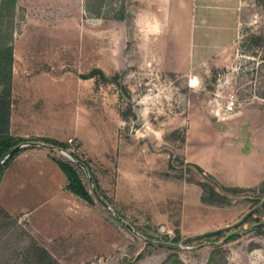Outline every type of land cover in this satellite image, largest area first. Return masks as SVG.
I'll list each match as a JSON object with an SVG mask.
<instances>
[{"label": "rangeland", "instance_id": "obj_1", "mask_svg": "<svg viewBox=\"0 0 264 264\" xmlns=\"http://www.w3.org/2000/svg\"><path fill=\"white\" fill-rule=\"evenodd\" d=\"M171 1L0 4V42L13 47L16 76L25 70L66 77L74 101L68 115L77 126L89 124L85 145L72 138L67 150L40 142L23 143L21 149H48L55 159L69 158L63 151L76 153L106 195V205H90L72 193L61 198L67 186L32 188L12 181L10 172L4 201L35 206L46 200L28 217L0 206V264H33L35 244L60 264H264V184L230 190L227 198L211 196L209 187L199 185L201 173L179 154L188 129L209 125L228 95H236L239 110L264 97V0H242L235 43L208 64L194 65L193 77L170 72L146 50V39H158L162 31L184 39L190 30L189 2L179 0L172 12ZM94 69L103 74L83 78ZM200 75L205 81L199 86ZM148 138L171 151L170 170L161 175L171 181H158L144 165L115 171L119 140L129 158L143 154L140 146ZM14 153L0 165V178L19 154ZM48 172L56 183L58 176ZM203 195L226 203H203ZM257 197L261 202L252 206Z\"/></svg>", "mask_w": 264, "mask_h": 264}, {"label": "crops", "instance_id": "obj_2", "mask_svg": "<svg viewBox=\"0 0 264 264\" xmlns=\"http://www.w3.org/2000/svg\"><path fill=\"white\" fill-rule=\"evenodd\" d=\"M178 1H171L172 12ZM185 1L189 2L186 10L190 16L185 24L190 30L185 33L184 39L167 37L162 31L158 39H146L144 43L147 53H151L167 70L172 73L190 72L193 77L194 65L208 64L211 59L222 55L233 46L239 35L241 21L238 11L243 2ZM222 57H218L219 61ZM20 72L22 77H17L13 69L11 135L23 138L49 137L64 143L75 138L85 145L88 140L84 131L89 129V124L82 126L79 123L77 126L66 109L74 104L73 99L68 96L73 91V83L68 86L67 78H61L60 74L54 72L39 71L31 75L24 74L25 70ZM202 76L198 79L199 86L205 81ZM69 80L72 82L73 77ZM212 119L205 127L199 128L197 123L188 129L184 146L179 150L184 161L199 165L204 173L212 175L226 186L251 189L264 184V97L253 99L247 107L241 110L238 107L233 113L216 111ZM118 144L120 148L115 171L117 169L121 173L125 166L132 168L144 165L155 179L158 177V181H171L170 178L161 176L170 170L172 154L167 148L156 147L155 142L148 138L140 146L143 154L128 158L123 155L121 139ZM49 153L48 149H22L12 164H9L0 181V206L7 212L22 213L28 217L37 209L36 205L46 200L39 199L35 206L26 203L16 206L13 202L4 201L1 194L10 172L12 181L15 179L20 180V183L32 184V188H38L40 183L43 187L54 184L55 187L63 189L67 186L66 175L64 172L63 175L60 173L57 169L59 165ZM86 157L96 158L88 154ZM49 170L53 172L52 175L58 176L56 183L50 179ZM192 185L193 188L198 186L196 183ZM68 191L67 188L62 191L61 196L66 197L61 198L70 196L71 192Z\"/></svg>", "mask_w": 264, "mask_h": 264}, {"label": "trees", "instance_id": "obj_3", "mask_svg": "<svg viewBox=\"0 0 264 264\" xmlns=\"http://www.w3.org/2000/svg\"><path fill=\"white\" fill-rule=\"evenodd\" d=\"M6 3V0H0V4ZM124 15L120 17L123 19ZM13 61L14 51L10 43L0 42V164L6 165L9 163L7 159L4 162L3 159L11 152V150L20 144L40 142L50 146L59 147L67 150V145L64 142L53 138H23L15 137L10 133V117L12 106V91H13ZM97 73L103 74L99 69H94L89 74L84 75L83 78L94 77ZM104 76V75H103ZM22 149L17 150L15 154H18ZM76 161L70 158L55 159L61 170L67 177V190H69L74 196L79 197L86 203L93 205L96 201L104 204L106 195L104 194L96 175L90 169L88 163L81 159L76 153L70 152ZM13 155V156H14ZM12 156V157H13ZM189 166L195 167L202 175V181L199 185L203 190L210 188L209 194L215 196L220 194L225 198L230 197L227 193L230 190H240L242 188L226 186L220 183L212 175L204 173L202 167L196 164L188 163ZM1 181V178H0ZM262 198L257 197L252 201V206L258 205ZM203 203L210 205H219L226 203V200L216 199L215 197L202 196ZM165 241H168L167 239ZM31 262L33 264H60L49 250L39 244H35L33 251H31Z\"/></svg>", "mask_w": 264, "mask_h": 264}, {"label": "built area", "instance_id": "obj_4", "mask_svg": "<svg viewBox=\"0 0 264 264\" xmlns=\"http://www.w3.org/2000/svg\"><path fill=\"white\" fill-rule=\"evenodd\" d=\"M238 99L236 97L235 94H230L226 97V100H225V104L223 106V110L225 112H229V113H233L235 111H237L238 109ZM72 140L70 139L69 142H71Z\"/></svg>", "mask_w": 264, "mask_h": 264}, {"label": "water", "instance_id": "obj_5", "mask_svg": "<svg viewBox=\"0 0 264 264\" xmlns=\"http://www.w3.org/2000/svg\"><path fill=\"white\" fill-rule=\"evenodd\" d=\"M208 87L210 88V89H214V86L213 85H208ZM33 144H38V142H35V143H33ZM21 145L22 144H20V145H17V146H15L12 150H11V152L3 159V161L2 162H4L5 161V159H7V157L9 156V155H11V154H13L14 152H16L17 150H19L20 148H21ZM44 146H49V147H52V148H54L53 146H50V145H47V144H43ZM70 159H72L73 161H76V159L73 157V155L71 154V153H69V152H65V151H63ZM2 164V163H1ZM0 164V165H1ZM104 205H106V203L104 202ZM163 244H167V243H163Z\"/></svg>", "mask_w": 264, "mask_h": 264}]
</instances>
